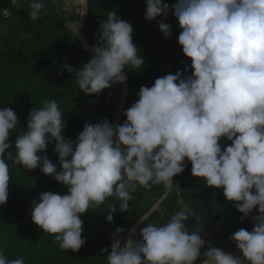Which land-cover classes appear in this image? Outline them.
I'll list each match as a JSON object with an SVG mask.
<instances>
[{
    "label": "clouds",
    "instance_id": "clouds-1",
    "mask_svg": "<svg viewBox=\"0 0 264 264\" xmlns=\"http://www.w3.org/2000/svg\"><path fill=\"white\" fill-rule=\"evenodd\" d=\"M28 7L35 21L46 5L43 0H30ZM169 7L164 0H146L145 19H167ZM171 8L182 29L178 42L192 61L190 75L177 71L155 79L151 87L141 86L139 99L124 111L122 125L108 119L88 122L75 141L62 135L67 124L57 101L45 100L42 107L31 109L27 130L19 133L15 155L8 152L7 159L26 169L39 167L68 186L63 195L40 193L33 200L31 218L55 236L61 250L79 251L86 243L81 214L90 206L99 207L115 196L120 211H126L137 185L149 189L163 184L171 190L173 177L185 171L187 158L192 175L204 178L207 186L223 188L226 199L244 217L257 211L251 231L241 228L229 237L242 255L209 242L205 259L200 260L205 245L202 229H189L184 221L192 215L180 210L164 224L146 223L139 231L142 238L130 236L123 246L119 237L124 229L117 228L110 253L102 249L108 253L107 264H196L198 260L200 264H244L245 260L264 264V0H177ZM66 27L78 38L80 21ZM158 27L165 38H171L170 24L161 20ZM0 31L7 27L0 26ZM133 31L117 11H109L90 60L80 68L63 65L76 74L80 91L99 95L126 83V65L142 69L145 58L133 41ZM18 123L13 109L0 108V205L9 196L10 171L4 154L13 148L9 135ZM221 138L232 143L224 147ZM53 140L62 165L59 171L47 155H38ZM116 211L112 205L108 222ZM0 264L25 261L8 259L0 251Z\"/></svg>",
    "mask_w": 264,
    "mask_h": 264
},
{
    "label": "trees",
    "instance_id": "trees-1",
    "mask_svg": "<svg viewBox=\"0 0 264 264\" xmlns=\"http://www.w3.org/2000/svg\"><path fill=\"white\" fill-rule=\"evenodd\" d=\"M46 5L39 19L33 21L29 14L30 0H0V7L9 10L11 19L0 11V108L9 107L18 116L17 129L10 130L9 140L13 148L7 149L15 155V140L21 131L27 130L31 109L40 108L43 102L55 99L65 117V138L76 140L86 123H100L108 119L114 124L110 111L106 89L101 94H85L74 81L76 74L69 73L63 65L80 68L92 57V53L79 38H73L68 32V24L57 11L53 0H43ZM169 4L167 19L163 16L156 20L145 19L146 0H88V15L84 26V38L89 45H96L99 39L100 25L107 19L109 11H117L124 21L133 26V41L139 47L145 64L140 70L126 65L130 90H140L141 86L151 87L155 79L181 71L183 76L190 75L191 58L186 57L178 42L182 29L178 18L173 14L172 5L177 0H164ZM163 20L171 25V38H165L158 23ZM187 68V71L185 69ZM63 72V74H59ZM228 140L221 138L225 147ZM55 141L48 143L45 152L57 170L62 168L58 154L54 151ZM71 157H69L70 159ZM10 171L9 196L5 204L0 205V251L8 259L23 258L25 264H107L111 251L113 233L123 228L120 234L122 246L132 227L144 217L151 208L168 192L163 184L153 185L149 189L137 185L131 193L129 210L120 211L117 197H108L99 207L81 214L84 221L82 236L86 243L79 251L61 250L55 236L44 232L31 218L33 200L42 192L52 191L61 195L68 192V186L58 182L53 176L44 174L39 167L26 169L7 159ZM186 168L173 177V188L155 210L136 230L139 235L146 223L164 224L173 214L181 210L182 203L191 206L198 215L217 222L224 230L235 233L244 228L251 231L254 226L252 217L257 211L244 217L224 196L223 188H208L195 191L190 182L191 162L185 159ZM179 180V183H178ZM116 205L113 221H107L108 211ZM242 217H244L242 219Z\"/></svg>",
    "mask_w": 264,
    "mask_h": 264
},
{
    "label": "rangeland",
    "instance_id": "rangeland-1",
    "mask_svg": "<svg viewBox=\"0 0 264 264\" xmlns=\"http://www.w3.org/2000/svg\"><path fill=\"white\" fill-rule=\"evenodd\" d=\"M18 1L19 0H16V3ZM53 2H54V5L57 11L59 12L60 15L64 17L67 23H70L71 21H79V13H78L79 0H53ZM0 11H2L6 17H9V19H11L9 10L0 7ZM83 35H84V30H83ZM89 46L91 49H93V45H89ZM123 92H124L123 84H115L110 88H106V94H107V98L109 101L110 111L114 119V123L121 124V125L126 120L124 111L128 109L134 102H136L139 99V96L137 95L138 90L131 89L129 91V97L127 99V103L124 108V111L120 115L119 110H120V106L123 100V95H124ZM231 143H232L231 141H227L225 144V147L230 145ZM190 182H191L192 188L195 191L212 188L210 186H207L204 178L193 176L192 173L190 176ZM178 183H179V180H178Z\"/></svg>",
    "mask_w": 264,
    "mask_h": 264
},
{
    "label": "built area",
    "instance_id": "built-area-1",
    "mask_svg": "<svg viewBox=\"0 0 264 264\" xmlns=\"http://www.w3.org/2000/svg\"><path fill=\"white\" fill-rule=\"evenodd\" d=\"M181 210H186L192 215L189 216L188 220L184 221L189 229H202L201 236L205 240V247H208L209 242H211L212 245L222 248L225 251L242 255L236 244L229 238L231 233L224 230L217 222L198 215L196 211L186 203L182 204Z\"/></svg>",
    "mask_w": 264,
    "mask_h": 264
},
{
    "label": "water",
    "instance_id": "water-1",
    "mask_svg": "<svg viewBox=\"0 0 264 264\" xmlns=\"http://www.w3.org/2000/svg\"><path fill=\"white\" fill-rule=\"evenodd\" d=\"M85 2V10H84V13L82 15V18L80 19V27H79V35H78V38L81 40V42L87 47V49L92 53H93V50L90 48L89 44L86 42L85 38H84V35H83V30H84V25H85V22H86V19H87V15H88V0H84ZM124 74L127 76V81L125 83V86H124V95H123V100H122V104L120 106V110H119V114L121 115L124 111V108L126 106V103H127V99L129 97V91H130V86H129V79H128V75L126 73V71L124 70ZM114 125H116L114 123ZM171 190L168 189V192L163 196V198H161V200L156 203L152 208L151 210L144 216V217H149L155 210H157L162 202V200L165 198V196L170 192ZM145 220H142L140 219L133 227L132 229L130 230L126 240H125V243L127 242L128 238L135 234L137 228L144 222ZM133 230H135V232H133Z\"/></svg>",
    "mask_w": 264,
    "mask_h": 264
},
{
    "label": "bare ground",
    "instance_id": "bare-ground-1",
    "mask_svg": "<svg viewBox=\"0 0 264 264\" xmlns=\"http://www.w3.org/2000/svg\"><path fill=\"white\" fill-rule=\"evenodd\" d=\"M84 10H85V2H84V0H79V5H78L79 21L83 15V14H81V11L84 13ZM123 86H125V83L123 84ZM123 94H124V92H123ZM133 235H135V234H133ZM133 235H131V236H133Z\"/></svg>",
    "mask_w": 264,
    "mask_h": 264
},
{
    "label": "crops",
    "instance_id": "crops-1",
    "mask_svg": "<svg viewBox=\"0 0 264 264\" xmlns=\"http://www.w3.org/2000/svg\"><path fill=\"white\" fill-rule=\"evenodd\" d=\"M206 249H207V247H205V246L201 249V253H202V255H201L200 260L205 259V257L203 256V252H204ZM200 260H198V261L196 262V264H200ZM244 264H248V262L245 260V261H244Z\"/></svg>",
    "mask_w": 264,
    "mask_h": 264
}]
</instances>
